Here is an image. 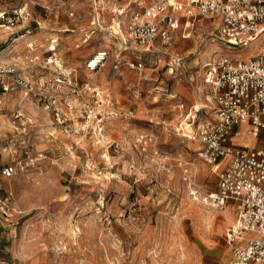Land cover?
<instances>
[{"label": "rangeland", "instance_id": "1", "mask_svg": "<svg viewBox=\"0 0 264 264\" xmlns=\"http://www.w3.org/2000/svg\"><path fill=\"white\" fill-rule=\"evenodd\" d=\"M24 2L31 18L15 30L32 31L9 51L12 40L0 30V49L23 80L11 90L26 92L25 105L16 104L21 115L11 116L15 148H22L18 158L26 157V148L43 155L8 178L17 212L5 221L10 225H1L9 240L2 242L0 264H230L226 232L236 205L205 199L217 189L216 172L196 156L198 142L176 126L185 131L213 117L202 80L207 57H251L264 32L247 46L227 47L212 33V20L196 16L189 37L179 27L168 44L155 41V51L143 52L115 33L127 0H0V9ZM51 26L76 40L72 48L62 46L67 63L57 61L58 47L47 49L52 36L66 38ZM42 33L43 40L26 46ZM97 48L109 54L91 71L86 60ZM172 54L183 60L170 73ZM139 55L146 62L141 71L128 65ZM49 56L57 64L47 63ZM69 78L75 88L88 81L91 90L74 92ZM56 107L66 112L65 121L56 118ZM85 109L92 110L90 118ZM145 133L155 136L154 144L138 139ZM178 159L189 161V180Z\"/></svg>", "mask_w": 264, "mask_h": 264}, {"label": "built area", "instance_id": "2", "mask_svg": "<svg viewBox=\"0 0 264 264\" xmlns=\"http://www.w3.org/2000/svg\"><path fill=\"white\" fill-rule=\"evenodd\" d=\"M118 12L122 18L118 23L119 31L115 33L120 35L121 43L141 46L140 51L143 52L155 51V41L160 45L168 44L179 27H182L181 36L189 37L196 16L211 19L215 24L212 33L227 47L247 46L264 32V0H127ZM29 17L31 12L27 2L0 9V30L7 32L12 40L7 45L9 51L12 42L26 40L27 34L32 31L29 27L15 30ZM36 21L39 23V20ZM35 39L27 40L26 46L34 47ZM57 46L58 40L52 36L47 49L55 51ZM108 54V49L97 48L86 60V67L91 71L101 67ZM144 58L139 55L128 65L141 71L146 65ZM148 60L150 62V57ZM182 60L183 57L178 54L170 55L166 62L168 71L172 73L179 69ZM46 62L57 64L50 56ZM16 65L0 57V90L13 89L16 81L23 83L15 77ZM202 80L209 88L213 117L196 122L185 131L184 126L177 125L176 130L198 142L196 156L210 164L212 171L216 172L217 189L210 191L205 199L213 206L222 207L227 200L236 205L235 218L226 232L231 252L230 264H264V145L232 146L228 143L233 128L243 120L250 121L252 135H257L264 126L261 117L264 114V39L255 54L248 58L232 59L218 53L207 57ZM68 84L75 85L71 78ZM86 90H91L88 81L82 87L73 88L78 94ZM55 109L56 118L59 121L64 118L65 121L64 109ZM91 111L85 109L87 118L91 117ZM17 113L21 115L20 111ZM141 138L144 143L154 144L156 141L153 134H141L138 139ZM24 152L26 157L17 158L2 167L4 176H15L19 170L36 164L43 155L42 152L33 155L28 148ZM151 152L158 154L155 146H152ZM178 164L183 179L189 180V161L178 159ZM9 198L6 212L12 215L13 210L17 212L12 191Z\"/></svg>", "mask_w": 264, "mask_h": 264}, {"label": "crops", "instance_id": "3", "mask_svg": "<svg viewBox=\"0 0 264 264\" xmlns=\"http://www.w3.org/2000/svg\"><path fill=\"white\" fill-rule=\"evenodd\" d=\"M50 28L57 29V30L50 29L51 32L53 33L59 32L60 34L62 35L65 34L66 36V38H62V40L58 41V46H57L58 51L57 52L59 53L57 54L61 57L60 58L57 57V61L61 62L63 60L65 63H67L68 59L67 58L64 59L62 57V55L64 54L63 49L72 48L76 40L69 38L68 36H70L69 35L70 33L63 32V30H61L60 27L57 28L55 26H51ZM67 29H71V28H67ZM44 36L45 34L42 33L41 35H38L36 38L37 39L41 38L43 40ZM61 37H64V36H61ZM47 39L48 37L44 39L46 40V42H43L44 44H47L48 42ZM65 44L69 46L62 48V46H64ZM0 47H2V43L0 44ZM2 55H5L4 49H0L1 58H2ZM24 93L22 91H17V90H8V91L0 90V263L3 262L2 258L4 255V249H5V244H2V242H6V240H9V238L6 239L5 236L3 235L4 232L1 228V225H4V226L6 224L10 225L11 223L5 222V221H8L10 217H12L9 213L6 212L8 211V204L10 203L9 192H11L12 190L8 187V184H9L8 178L2 174L1 169L5 164L11 163L15 159H17L19 156V153H21L22 151L21 146L17 149L15 148V146H17L15 145L16 142H13V139H14L13 137L17 136L18 133L16 132L14 128L15 123L13 122V120H11V116H13L15 111L20 110L16 106L18 101L20 103V106L25 105L23 104V99H22L24 97ZM21 111H25L23 110V107H21ZM261 117L264 121V114H262ZM21 118L22 116L19 119ZM250 127H251V124L249 120H243L239 122L237 125H235V127L233 128L230 134L229 140H228L229 145H232V146H242V145L262 146L264 145V126L260 128L257 135H252L250 133L249 131ZM39 159H41V157ZM12 213H14V210L12 211Z\"/></svg>", "mask_w": 264, "mask_h": 264}, {"label": "bare ground", "instance_id": "4", "mask_svg": "<svg viewBox=\"0 0 264 264\" xmlns=\"http://www.w3.org/2000/svg\"><path fill=\"white\" fill-rule=\"evenodd\" d=\"M118 31V30H117ZM209 205V204H208ZM211 205V204H210ZM212 207V206H211ZM227 219H230L229 213H227Z\"/></svg>", "mask_w": 264, "mask_h": 264}]
</instances>
